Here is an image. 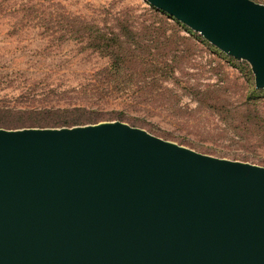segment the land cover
Listing matches in <instances>:
<instances>
[{
	"label": "water",
	"instance_id": "1",
	"mask_svg": "<svg viewBox=\"0 0 264 264\" xmlns=\"http://www.w3.org/2000/svg\"><path fill=\"white\" fill-rule=\"evenodd\" d=\"M145 1L264 89L263 4ZM0 264H264V167L119 121L0 129Z\"/></svg>",
	"mask_w": 264,
	"mask_h": 264
},
{
	"label": "rangeland",
	"instance_id": "2",
	"mask_svg": "<svg viewBox=\"0 0 264 264\" xmlns=\"http://www.w3.org/2000/svg\"><path fill=\"white\" fill-rule=\"evenodd\" d=\"M151 7L145 0H0V108L12 111L0 118L87 107L100 114L98 123L119 121L264 167V89L251 64L194 31L214 49L187 40L186 31L177 35Z\"/></svg>",
	"mask_w": 264,
	"mask_h": 264
},
{
	"label": "trees",
	"instance_id": "3",
	"mask_svg": "<svg viewBox=\"0 0 264 264\" xmlns=\"http://www.w3.org/2000/svg\"><path fill=\"white\" fill-rule=\"evenodd\" d=\"M152 16H154L157 20L159 19L160 22H162L165 25L171 26L177 35H181L183 31H186L190 34V38L187 40H193L197 41L200 44L206 45L209 49H214L212 45L207 43L203 38L197 36L193 31H191L188 27L185 25H182L179 21L174 19L173 17H169L166 14H164L162 11L151 7L150 9ZM148 13V10L147 12ZM163 14V16H160L159 14ZM158 15L160 16L158 18ZM164 16H167V19L164 18ZM171 19L172 22H170L169 19ZM183 39H186L183 37ZM0 112L4 113H12L10 110H6L5 108H0ZM38 114H46L50 116L45 117H38L37 119H23V117L17 118L16 121H4L7 119L0 118V127L6 128V129H18L21 127H27V128H34V127H40V128H61V127H74V126H83L88 124H94L98 123L100 121L99 113L91 108L87 107H67L65 109H53V110H46L44 112H40Z\"/></svg>",
	"mask_w": 264,
	"mask_h": 264
}]
</instances>
